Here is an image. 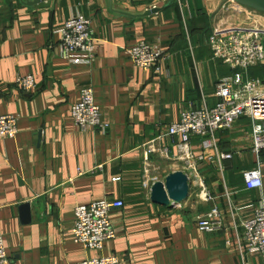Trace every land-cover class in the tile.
Instances as JSON below:
<instances>
[{"label": "crops", "instance_id": "obj_1", "mask_svg": "<svg viewBox=\"0 0 264 264\" xmlns=\"http://www.w3.org/2000/svg\"><path fill=\"white\" fill-rule=\"evenodd\" d=\"M27 1L0 0V115L19 118L18 135L0 139V234L11 263L72 264L101 253L118 255L122 264H236L237 235L243 238V222L264 196V187L245 186L244 172L257 167L248 117L217 133L220 149L233 154L223 172L210 162L198 164L213 200L198 195L196 176L188 199L172 208L153 202L151 188L184 171L178 140L161 135L183 111L215 105L217 84L233 72L213 59L207 33L250 26L264 14L232 0H114L128 13L161 8L149 17L113 11L111 0ZM79 13L90 18L98 38L90 65L71 63L61 51L59 29ZM142 39L169 54L161 71L130 61L128 48ZM30 73L37 88L27 92L16 83ZM84 86H93L107 131L81 130L71 119ZM152 140L147 163L144 145ZM200 144L194 138L192 150L201 153ZM165 147L168 156L161 153ZM261 168L264 185V161ZM104 196L124 206L111 214L117 238L98 252L74 241L72 225L77 205ZM214 205L224 229L205 233L197 218ZM248 256L264 264L263 256Z\"/></svg>", "mask_w": 264, "mask_h": 264}, {"label": "built area", "instance_id": "obj_2", "mask_svg": "<svg viewBox=\"0 0 264 264\" xmlns=\"http://www.w3.org/2000/svg\"><path fill=\"white\" fill-rule=\"evenodd\" d=\"M90 18L84 14L71 16L61 25V51L71 63L91 64L97 53V40L90 27ZM212 57L229 65L233 72L221 78L215 89V105L204 102L201 108H190L180 114V119L170 125L161 135L177 139L178 161L190 183L194 176L201 197L207 202L213 200L204 177L199 175L198 164L210 162L220 171H224V162L232 159L233 154L222 151L218 144V132L234 126L243 116L252 122V150L257 155V167L244 172L245 186L249 190L262 189L264 161V81L259 77H249L250 69L264 65V18L250 26H237L214 30L208 37ZM130 61L139 68H154L161 71L162 63L169 54L158 44L142 39L128 48ZM18 87L25 91L37 88L36 76L28 74L19 77ZM71 119L82 129H100L107 131L110 123L103 118L101 105L95 101L93 86H84L79 98L71 107ZM19 118L16 114L0 115V139H12L19 133ZM194 138L201 139V153L192 150ZM153 142L144 145L145 160L150 163L154 152ZM169 148L161 153L168 156ZM103 164L93 168L101 171ZM83 175V174H81ZM120 178V177H118ZM114 178V180H118ZM259 206L244 220L243 240L238 238L240 259L236 264H255L249 256L264 257V196ZM181 205V204H177ZM124 201L104 196L99 200L79 204L75 208L72 233L74 241L84 248L103 251L106 241L117 238V231L111 222L114 210L122 208ZM198 228L205 233L224 229L221 211L214 205L205 214L197 218ZM231 244V240L227 241ZM116 254H98L72 264H122ZM0 264H12L7 253L4 237L0 234Z\"/></svg>", "mask_w": 264, "mask_h": 264}, {"label": "water", "instance_id": "obj_3", "mask_svg": "<svg viewBox=\"0 0 264 264\" xmlns=\"http://www.w3.org/2000/svg\"><path fill=\"white\" fill-rule=\"evenodd\" d=\"M43 1H51V0H28L27 3L30 5H36L43 3ZM225 0L222 5L227 2ZM235 3L245 6L247 9L256 11L264 14V0H232ZM111 9L117 11L119 13L133 16V17H149L154 13H158L161 11L160 7L153 6L142 13H128L125 11L118 10L114 7V0H111ZM190 180L188 175L182 171H174L169 174L165 180L155 181L152 185V194L151 200L160 205L166 206L168 208H172L177 206V204H181L185 202L190 194ZM22 209L25 210L28 214V219L30 220V205L24 204Z\"/></svg>", "mask_w": 264, "mask_h": 264}, {"label": "rangeland", "instance_id": "obj_4", "mask_svg": "<svg viewBox=\"0 0 264 264\" xmlns=\"http://www.w3.org/2000/svg\"><path fill=\"white\" fill-rule=\"evenodd\" d=\"M210 35V33H207V37ZM206 37V38H207ZM256 72H260V73H264V65H261V66H257L256 68H254L253 70H252V73L250 72H248V75H250V76H253V75H255V73ZM258 73H256L257 75H258ZM259 73V75H258V77H260L262 80H264V77L261 75ZM254 77V76H253Z\"/></svg>", "mask_w": 264, "mask_h": 264}, {"label": "trees", "instance_id": "obj_5", "mask_svg": "<svg viewBox=\"0 0 264 264\" xmlns=\"http://www.w3.org/2000/svg\"><path fill=\"white\" fill-rule=\"evenodd\" d=\"M259 66H261V65H259ZM256 67H257V66H256ZM253 69H254V68L250 69L249 73H250V72L252 73V70H253ZM256 73H258V72H256ZM256 73H255V76L257 75ZM259 73H260V72H259ZM259 73H258V75H259ZM260 74L264 77V73H260ZM249 76H250V75H249ZM250 77H253V76H250ZM260 79H261V78H260Z\"/></svg>", "mask_w": 264, "mask_h": 264}]
</instances>
